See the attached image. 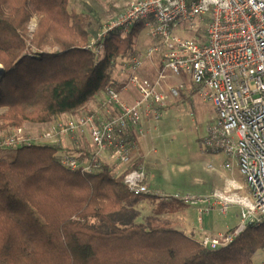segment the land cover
Masks as SVG:
<instances>
[{
  "label": "trees",
  "instance_id": "trees-1",
  "mask_svg": "<svg viewBox=\"0 0 264 264\" xmlns=\"http://www.w3.org/2000/svg\"><path fill=\"white\" fill-rule=\"evenodd\" d=\"M69 3L0 0V129L75 115L117 82L116 61L138 52L143 24L112 34L100 57L86 50L89 17L70 12ZM34 17L33 45L58 51L28 54ZM63 150L31 145L17 148L13 160L0 158V264H253L264 249V225L213 252L168 223H136L142 200L159 201L158 214L185 205L134 196L125 172L115 176L104 163L91 174L72 171L61 164Z\"/></svg>",
  "mask_w": 264,
  "mask_h": 264
},
{
  "label": "built area",
  "instance_id": "built-area-1",
  "mask_svg": "<svg viewBox=\"0 0 264 264\" xmlns=\"http://www.w3.org/2000/svg\"><path fill=\"white\" fill-rule=\"evenodd\" d=\"M138 24L144 25L153 45L116 61L117 82L104 92L99 117L60 118L36 138L24 126L13 128L0 147H61L65 139L59 153L64 167L91 174L108 158L126 168L124 182L131 194L181 202L197 213L199 224L214 212L226 217L238 207L237 225L225 233L196 239L180 231L207 250H222L249 228L264 225V0H135L107 22L85 49L100 57L112 34H128ZM147 65H153V74L145 71ZM187 82L215 110L206 147L235 160L246 195L234 180L199 197L156 194L145 168H135L137 137L145 135V123L160 121L172 98L188 96ZM124 94H131L132 101H126ZM86 136L95 148L94 158L75 154ZM225 168L231 170V165Z\"/></svg>",
  "mask_w": 264,
  "mask_h": 264
},
{
  "label": "rangeland",
  "instance_id": "rangeland-1",
  "mask_svg": "<svg viewBox=\"0 0 264 264\" xmlns=\"http://www.w3.org/2000/svg\"><path fill=\"white\" fill-rule=\"evenodd\" d=\"M134 1L135 0H70L69 10L70 12L82 13L89 17L92 31L91 41L97 36L107 22L124 12ZM37 26L38 21L37 18L34 17L28 26L27 50L29 49L28 51L33 53L34 51L38 53L41 50L47 52L58 51V47L48 46L38 50L33 45V38ZM152 45L153 40L148 36L147 31L143 30L137 40V50L143 53ZM156 63L158 62L156 61ZM2 67L1 65V68ZM153 70V65H147L145 71L151 75L153 74ZM186 84L190 90V94L188 96H182L179 99L172 98L162 119L158 122H152L153 124L150 127L146 126L148 131L147 136L149 137L147 138L146 131L144 136L137 137L141 153L140 158L135 162V168L144 167L149 177L153 179V182L158 186L162 183V189L167 187L165 191L167 193H162L166 195H172L173 193L171 192H176V194L182 196H185V194L197 197L209 195L216 189L221 187L224 188L227 185L223 186L227 179H235L237 183L243 186L242 193L246 195V183L235 160L225 153L212 152L205 145L209 128L215 118L214 107L212 104L206 103L200 98L192 82H187ZM124 95L127 96V98L131 97V94ZM101 98L102 96L99 97L97 101L89 103L86 108L78 111L75 115H69L63 120L66 121V119L79 117L85 114H93L99 117ZM5 111V109H0V114ZM57 120H59V118ZM53 123H25L23 126L29 130L33 138H36ZM12 129L13 128L0 129V142L10 134ZM147 139H150V143L147 142ZM66 144V140L63 139L61 148H64ZM16 149L17 148L3 149L0 147V158L13 160L15 158ZM87 153H95V148L90 144L88 136L82 138L79 145L75 148V154L79 156L86 157ZM228 163L231 165V170L225 168V165ZM104 164L110 168L111 173L115 176L122 175L126 169L124 166L108 158L104 161ZM158 204L159 201H154L152 199L142 200L135 207L139 212L136 223H146L148 218H153L155 224L168 223L172 228L178 231L185 230L187 234L190 233L192 236L198 237L195 233L196 231L193 230L195 225H199L197 213H194V216L192 213L188 214L186 212V205L182 206L176 204V211L158 214ZM214 215H217L219 220L223 219L225 223L236 226L240 215V209L238 207L231 208L226 217H223V215L217 212H214ZM191 223L195 225L193 226Z\"/></svg>",
  "mask_w": 264,
  "mask_h": 264
},
{
  "label": "crops",
  "instance_id": "crops-1",
  "mask_svg": "<svg viewBox=\"0 0 264 264\" xmlns=\"http://www.w3.org/2000/svg\"><path fill=\"white\" fill-rule=\"evenodd\" d=\"M123 96H124V99L126 101H129V102L132 101V99H131L132 97L127 98V96H125V95H123ZM132 96H134V95H132ZM67 116H69V115H64V116H61L60 118L64 119V118H67ZM152 124H153L152 122L145 123L144 128H146V126H149L150 127ZM147 132L148 131H147V128H146V136H147ZM148 137L149 136H147V138ZM147 142L150 143V139H147ZM140 153L141 152H140V148H139V152H138V156H137L138 159L140 158ZM141 158H144V157H141ZM231 180L236 181L235 179H227L226 182H225V184L223 183L224 184L223 186H225L226 184H228V182L231 181ZM149 185H150V188L153 190V192H155L156 194L167 193V192H165L167 187H164L165 189H162L163 184L160 183L159 186H158L155 182H153V179H151V178L149 179ZM171 193H173L172 195L176 194V192L175 193L174 192H171ZM186 212L188 214L189 213H192L193 216H194V213H196L189 206H187ZM192 220H193V218H192ZM191 224L193 226L195 225L194 223H191ZM234 227L235 226H232V225H229L228 223H225L223 219L222 220H219L217 218V215L215 216L214 213H213V214H210L209 216H205V218L203 220V223L202 224H199L198 226L195 225L193 230H195L196 231L195 233L198 235V237H195V238L196 239H201L204 236H215V235L220 234V233H225V232L233 229ZM190 230H191V228H190ZM257 253H260V254H257ZM257 253L253 257V264H261L264 261V249L258 251ZM256 257H257V260H256Z\"/></svg>",
  "mask_w": 264,
  "mask_h": 264
},
{
  "label": "water",
  "instance_id": "water-1",
  "mask_svg": "<svg viewBox=\"0 0 264 264\" xmlns=\"http://www.w3.org/2000/svg\"><path fill=\"white\" fill-rule=\"evenodd\" d=\"M1 71L3 72V67L0 69V72H1ZM1 76H2V74L0 73V77H1Z\"/></svg>",
  "mask_w": 264,
  "mask_h": 264
},
{
  "label": "bare ground",
  "instance_id": "bare-ground-1",
  "mask_svg": "<svg viewBox=\"0 0 264 264\" xmlns=\"http://www.w3.org/2000/svg\"><path fill=\"white\" fill-rule=\"evenodd\" d=\"M0 68H1V64H0Z\"/></svg>",
  "mask_w": 264,
  "mask_h": 264
}]
</instances>
